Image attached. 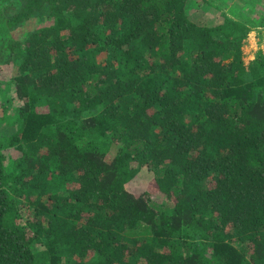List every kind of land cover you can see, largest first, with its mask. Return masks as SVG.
Listing matches in <instances>:
<instances>
[{"label": "trees", "instance_id": "trees-1", "mask_svg": "<svg viewBox=\"0 0 264 264\" xmlns=\"http://www.w3.org/2000/svg\"><path fill=\"white\" fill-rule=\"evenodd\" d=\"M191 1L0 0V264H264V43Z\"/></svg>", "mask_w": 264, "mask_h": 264}, {"label": "rangeland", "instance_id": "rangeland-1", "mask_svg": "<svg viewBox=\"0 0 264 264\" xmlns=\"http://www.w3.org/2000/svg\"><path fill=\"white\" fill-rule=\"evenodd\" d=\"M241 11V16L237 17L238 11ZM264 0H192L191 1V17L194 21H198L206 25H220L223 24L225 18H230L236 22L247 23L251 28H254L249 34L248 39L245 41L244 50L246 54V64L254 59L261 44L264 43V26L261 23L264 20ZM234 18V19H233ZM242 19V20H241ZM240 20V21H238ZM36 20H33L30 25L37 26ZM258 26V27H257ZM13 71H0V132L1 134L7 133L9 126V119L3 118L2 108H8L6 103L12 97L10 91L8 92L7 83L12 77ZM14 75V73H13ZM9 86V85H8ZM6 102V103H5ZM13 111H9L12 115ZM4 119V120H3ZM115 154L114 151L110 153ZM154 179L153 173L144 167L141 172L126 185L127 191L130 193L138 194L148 188ZM159 204L165 203L162 199H158ZM34 252L42 250L40 244L32 246Z\"/></svg>", "mask_w": 264, "mask_h": 264}]
</instances>
